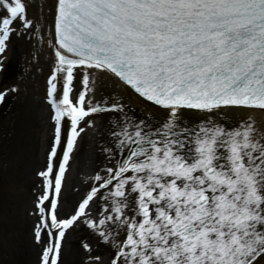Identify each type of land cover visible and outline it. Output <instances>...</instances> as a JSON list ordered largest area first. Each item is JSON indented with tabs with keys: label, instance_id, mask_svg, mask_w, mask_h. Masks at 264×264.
I'll use <instances>...</instances> for the list:
<instances>
[{
	"label": "snow or ice",
	"instance_id": "1",
	"mask_svg": "<svg viewBox=\"0 0 264 264\" xmlns=\"http://www.w3.org/2000/svg\"><path fill=\"white\" fill-rule=\"evenodd\" d=\"M13 41L49 49L35 264H67L78 229L80 264H105L100 249L107 264H264V127L234 115L264 111V0H0V73ZM109 78L145 112L106 95ZM101 115L104 161L66 192Z\"/></svg>",
	"mask_w": 264,
	"mask_h": 264
},
{
	"label": "bare ground",
	"instance_id": "2",
	"mask_svg": "<svg viewBox=\"0 0 264 264\" xmlns=\"http://www.w3.org/2000/svg\"><path fill=\"white\" fill-rule=\"evenodd\" d=\"M18 44L22 48L21 73L9 83L5 82L6 71L0 73V90L9 86L19 88L17 95H9L0 104V258L8 260L10 264H22L24 260L35 264L36 253L31 246L32 217L29 211L32 207V193L38 184L35 173L45 161L51 134L49 107L43 99L49 49L43 44L32 47L22 41H13L7 54L8 64L17 59L15 48ZM37 56L39 63L35 59ZM108 93L129 100L137 115L145 112L146 106L140 103L139 98L129 97V93L111 78L106 81L105 94ZM151 111L160 115L156 109ZM234 115L236 118L251 117L258 128L264 127V111L238 110ZM188 118L195 119L196 114L189 113ZM94 119L96 127L86 128L72 154L66 173V192L81 188V181L104 161L100 151L104 144L101 133L109 116H95ZM63 127L65 131L69 130L67 120ZM75 162L78 163V174L70 181L68 175ZM82 237H87L86 230L78 229L68 234L65 244L67 264H80ZM97 254L102 255L107 264V250L100 249Z\"/></svg>",
	"mask_w": 264,
	"mask_h": 264
},
{
	"label": "rangeland",
	"instance_id": "3",
	"mask_svg": "<svg viewBox=\"0 0 264 264\" xmlns=\"http://www.w3.org/2000/svg\"><path fill=\"white\" fill-rule=\"evenodd\" d=\"M20 44L16 45V48H15V53H16L15 55L16 56L18 55L17 59H15L14 61H12L8 64V67L6 70V77H5L6 83L11 82L15 77H17L21 73V71L23 69L22 65H21V63H22L21 58H20V54L22 53V48L20 47ZM77 165H78V163L75 162L72 170L70 171V174L68 175V179H70V181L73 177H75L78 174L77 173ZM70 181L68 180V182H70ZM22 264H29V262L24 260Z\"/></svg>",
	"mask_w": 264,
	"mask_h": 264
}]
</instances>
